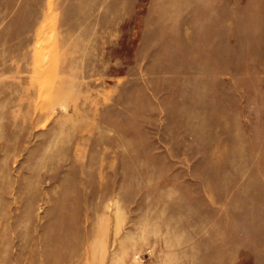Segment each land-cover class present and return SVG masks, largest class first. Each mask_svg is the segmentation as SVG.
<instances>
[{
  "label": "rangeland",
  "instance_id": "374dc122",
  "mask_svg": "<svg viewBox=\"0 0 264 264\" xmlns=\"http://www.w3.org/2000/svg\"><path fill=\"white\" fill-rule=\"evenodd\" d=\"M0 264H264V0H0Z\"/></svg>",
  "mask_w": 264,
  "mask_h": 264
}]
</instances>
